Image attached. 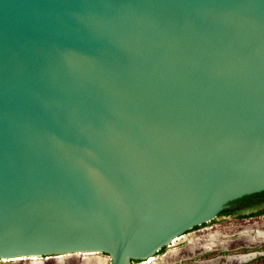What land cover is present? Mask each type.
Listing matches in <instances>:
<instances>
[{"label": "water", "instance_id": "95a60500", "mask_svg": "<svg viewBox=\"0 0 264 264\" xmlns=\"http://www.w3.org/2000/svg\"><path fill=\"white\" fill-rule=\"evenodd\" d=\"M264 192V0H0V262L156 257Z\"/></svg>", "mask_w": 264, "mask_h": 264}, {"label": "rangeland", "instance_id": "374dc122", "mask_svg": "<svg viewBox=\"0 0 264 264\" xmlns=\"http://www.w3.org/2000/svg\"><path fill=\"white\" fill-rule=\"evenodd\" d=\"M251 217L252 215H248L244 217L233 216L225 220L226 222L230 223L232 228H234L233 230H237V227H241V225L244 227H249L244 232L240 233L239 235L238 234H236L235 236L232 235L231 238L224 239V240H231V239L234 240L240 237L235 242V244L239 246L237 254H243L244 251H247L246 252L247 254L253 253L256 249L264 247V242L255 240L256 232L258 230H261V231L264 230V215H261V216L257 215L256 217H252V218ZM211 235H217L218 237L217 246L215 248L220 247L222 249H225L228 246L229 243L222 242L219 234H209L207 236L198 237V238L196 237V235L191 234L185 240L184 239L181 241H178L179 239L175 240L177 242L174 243L175 242L174 241L171 244V246L167 247L161 254H159L158 256L154 258H151L150 260H146L145 262L140 263V264H160V263L193 264L196 261H202V259H200L201 257L198 254L201 251L211 252L209 251L210 248L206 249V247H204L208 237ZM256 246H259V247L255 248ZM250 247H253L254 249H249ZM255 252L264 254V248H263V251L256 250ZM230 255H236V253L230 254ZM98 256L107 257L108 259H110V257L107 255H98ZM87 258L88 257H86L85 255L83 256L76 255V256L67 257L63 259L62 261H58L57 259H55V260H47L42 263L38 262L36 264H86ZM189 258H193V259L188 260ZM30 260L24 259V260L13 261V262H0V264H34ZM137 264L139 263L137 262ZM249 264H264V257L253 260Z\"/></svg>", "mask_w": 264, "mask_h": 264}, {"label": "flooded vegetation", "instance_id": "af4514ba", "mask_svg": "<svg viewBox=\"0 0 264 264\" xmlns=\"http://www.w3.org/2000/svg\"><path fill=\"white\" fill-rule=\"evenodd\" d=\"M248 215H252V217H256L257 215L259 216L264 215V195H259V196L253 197L252 199H245V200L241 199L239 201L232 203L227 210L220 213L213 221H211L210 223H206L202 226L196 227L190 230L189 232H187L185 236L181 237V238H184V237H188L189 235L193 234V235H196V237L198 238V237L207 236L209 234H219L222 242L229 243L225 249H222L220 247L215 248L217 246L216 245L213 248H210L209 251L211 252L201 251L198 255L201 257L200 259H202V261H196L193 264H198L202 262H216L217 264H235V263L237 264L238 262V264H247L248 262L250 263L253 260H256L258 258H263L264 256L262 255L264 254L257 253L255 251L256 250L263 251L264 247L256 249L253 253L247 254L246 253L247 251H244L243 254H237L239 246H237L235 242L240 237L234 240L233 239L224 240L226 238H231L232 235L233 236H235L236 234L239 235L240 233L244 232L247 228H249V227H244L241 225V227H237V230H233L234 228H232L230 223L226 222L225 220L233 216L244 217ZM258 231H261V230H258ZM178 239L179 238H177L176 240ZM258 247L259 246H256L255 248H258ZM166 248L159 251L156 256L161 254ZM249 249H254V248L250 247ZM235 253L236 255H230V254H235ZM251 254H255V257L247 262L231 261L232 258L248 256ZM258 254L261 256H259ZM192 259L193 258H189L188 260H192Z\"/></svg>", "mask_w": 264, "mask_h": 264}, {"label": "bare ground", "instance_id": "6f19581e", "mask_svg": "<svg viewBox=\"0 0 264 264\" xmlns=\"http://www.w3.org/2000/svg\"><path fill=\"white\" fill-rule=\"evenodd\" d=\"M187 238L188 237H184V238L180 237L178 241H181L183 239L185 240ZM255 240L264 242V230L256 232ZM176 242L177 241H175L174 243ZM217 242H218L217 235H211L208 237L204 247H206V249L212 248L217 245ZM85 256L88 257L86 264H110L111 262V259H108L107 257H102L98 255H93V254H86ZM254 257H255V254H251L248 256L232 258L231 261L247 262ZM63 259L65 258H57L58 261H62ZM30 261H32L34 264L39 262L37 259H31ZM160 264H166V263H160ZM198 264H217V263L216 262H202Z\"/></svg>", "mask_w": 264, "mask_h": 264}, {"label": "trees", "instance_id": "16d2710c", "mask_svg": "<svg viewBox=\"0 0 264 264\" xmlns=\"http://www.w3.org/2000/svg\"><path fill=\"white\" fill-rule=\"evenodd\" d=\"M259 195H264V192H263V193H260V194L253 195V196L245 197V198H243L242 200H245V199H252L253 197H256V196H259Z\"/></svg>", "mask_w": 264, "mask_h": 264}]
</instances>
